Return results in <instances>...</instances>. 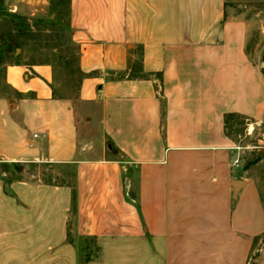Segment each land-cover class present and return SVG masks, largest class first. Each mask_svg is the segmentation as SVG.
<instances>
[{"label": "crops", "instance_id": "1", "mask_svg": "<svg viewBox=\"0 0 264 264\" xmlns=\"http://www.w3.org/2000/svg\"><path fill=\"white\" fill-rule=\"evenodd\" d=\"M0 7L30 21L50 0ZM68 27L76 99L53 96L48 62L4 67L0 264H249L264 202L225 127L264 115L247 19L225 0H69ZM28 164L73 167L74 184Z\"/></svg>", "mask_w": 264, "mask_h": 264}, {"label": "rangeland", "instance_id": "2", "mask_svg": "<svg viewBox=\"0 0 264 264\" xmlns=\"http://www.w3.org/2000/svg\"><path fill=\"white\" fill-rule=\"evenodd\" d=\"M230 12L240 15L249 22V33L246 48L251 59L260 66L264 73V0H225ZM10 13L11 30L16 45H9L5 35H0V93L5 90L3 81L4 67L9 63L48 62L53 66L54 78L51 84L57 94L76 99L77 96V60L76 46L70 38L66 18L53 14L50 10L41 16L32 17L28 23L32 25L33 19H56L46 31L42 25L32 26L31 30L23 29V20L15 15H21L12 10H0V19ZM7 16V15H6ZM22 17H25L21 15ZM59 18V19H57ZM39 24V22H38ZM16 48L19 50L16 51ZM6 49H13L4 53ZM9 51V50H8ZM79 123H84L78 118ZM227 132L234 142L242 166H247L259 185L264 202V115L255 121L232 120L227 125ZM94 134V133H93ZM95 136V134L93 135ZM98 142L95 144L97 149ZM26 178L33 179L39 176L42 180L51 178L53 182H68L74 184L75 173L73 167H49L46 164H28L23 167ZM82 241V240H81ZM83 244L85 241H82ZM249 264H264V234L258 239L251 250Z\"/></svg>", "mask_w": 264, "mask_h": 264}, {"label": "trees", "instance_id": "3", "mask_svg": "<svg viewBox=\"0 0 264 264\" xmlns=\"http://www.w3.org/2000/svg\"><path fill=\"white\" fill-rule=\"evenodd\" d=\"M2 4V0H0V5ZM68 6H69V0H50V7H49V10H50V12L51 13H54L55 15H61V16H59V18H61L62 16L64 17V18H66V21H67V26H68ZM0 10H1V7H0ZM4 14H6L7 16H10V13H4ZM15 17L17 18V19H20V20H23V22H22V24L21 25H23V29L25 30V29H27V30H31V28H32V26H38V25H42L41 27H42V29H44V30H48L49 28V26L51 25V23H54L55 21H56V19L54 18V19H33V23H32V25L30 24V23H28V19L26 18V17H22L21 15H15ZM59 18H57V19H59ZM38 22H39V24H38ZM9 50V51H8ZM6 49V51H4V53H9V52H11V51H13V49L11 50V49ZM76 60H77V57H76ZM76 72H77V75H78V77H77V83H78V87H77V93H78V89H79V85H80V81H81V79L86 75L85 73H83L80 69H79V67L77 66L76 67ZM53 96H55V97H59L60 95L59 94H57L56 92H55V90H54V88H53ZM243 120L242 119V117L240 116V115H238V114H235V113H228L226 116H225V127L227 128V125H228V123L230 122V121H232V120ZM227 134L230 136V134L227 132ZM13 167V169L15 168V165H13L12 166ZM3 180H4V190H5V192H7V193H9L10 191H9V189H8V187H7V185L9 184V182L12 180V178L11 177H8V176H6V177H4L3 178ZM45 182L46 183H49V184H59V185H63V184H68L69 185V183H65V182H53L52 180H51V178H49V179H47V180H45ZM75 200H76V190H75V188L74 187H72V189H71V209L74 211V209H75ZM67 239L69 240V241H73V237H72V233H71V231L70 230H68L67 231ZM88 240L89 241H92V242H94V239L93 238H88ZM86 249L88 248V249H90L91 250V247H90V245H85L84 246ZM95 250H97V248L95 247ZM85 261H87V260H89L90 259V255H89V253H86L85 254Z\"/></svg>", "mask_w": 264, "mask_h": 264}, {"label": "water", "instance_id": "4", "mask_svg": "<svg viewBox=\"0 0 264 264\" xmlns=\"http://www.w3.org/2000/svg\"><path fill=\"white\" fill-rule=\"evenodd\" d=\"M0 35H5V37L9 40V45H16V41L14 35L11 30V19L4 15L0 19ZM19 50L16 48V51Z\"/></svg>", "mask_w": 264, "mask_h": 264}, {"label": "built area", "instance_id": "5", "mask_svg": "<svg viewBox=\"0 0 264 264\" xmlns=\"http://www.w3.org/2000/svg\"><path fill=\"white\" fill-rule=\"evenodd\" d=\"M34 136H35V135H34ZM239 162H240V160H239V157H238V158H236V159L234 160L233 164H234V165H237V164H239Z\"/></svg>", "mask_w": 264, "mask_h": 264}]
</instances>
